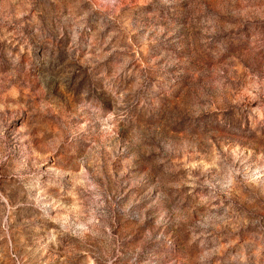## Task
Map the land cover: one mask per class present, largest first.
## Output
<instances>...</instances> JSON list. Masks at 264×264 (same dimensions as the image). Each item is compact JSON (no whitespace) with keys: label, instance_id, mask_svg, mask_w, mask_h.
Instances as JSON below:
<instances>
[{"label":"rangeland","instance_id":"374dc122","mask_svg":"<svg viewBox=\"0 0 264 264\" xmlns=\"http://www.w3.org/2000/svg\"><path fill=\"white\" fill-rule=\"evenodd\" d=\"M0 264H264V0H0Z\"/></svg>","mask_w":264,"mask_h":264}]
</instances>
